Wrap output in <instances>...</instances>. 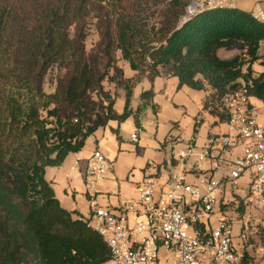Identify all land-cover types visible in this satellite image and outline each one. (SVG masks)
<instances>
[{
  "label": "trees",
  "instance_id": "trees-1",
  "mask_svg": "<svg viewBox=\"0 0 264 264\" xmlns=\"http://www.w3.org/2000/svg\"><path fill=\"white\" fill-rule=\"evenodd\" d=\"M189 1L0 0V264L109 259L102 235L62 206L45 168L81 150L110 120L132 117L143 129L144 114L157 105L151 88L132 106L142 76L154 78L158 67H170L178 89L209 86L202 109L215 123L230 122L225 97L231 93L245 90L264 102V22L237 6L204 9L182 21ZM91 28L98 41L87 50ZM220 49L237 51L222 58ZM117 51L134 76L125 77ZM49 69L61 74L47 90ZM121 92L125 105L119 113ZM202 120H196L194 134ZM241 264L259 263L244 250Z\"/></svg>",
  "mask_w": 264,
  "mask_h": 264
},
{
  "label": "built area",
  "instance_id": "built-area-1",
  "mask_svg": "<svg viewBox=\"0 0 264 264\" xmlns=\"http://www.w3.org/2000/svg\"><path fill=\"white\" fill-rule=\"evenodd\" d=\"M234 2L190 0L182 21L204 9L235 6ZM251 12L256 20L264 22V0H253ZM250 98L245 90L225 97L230 123L243 140V152L227 162L228 173L221 178L203 173L195 182H189L184 174L173 173L159 185L154 175H148L137 185V199L113 210L97 205L96 186L106 177L108 166L101 150L93 152L85 173L92 204L86 221L110 248V257L104 264L242 263V242L248 238V224L242 227L240 242H235L232 220L222 213L219 202L228 189H238L240 179L249 175V202L264 208V124L259 122V108ZM132 138L136 140L137 135ZM219 141L224 146L231 143L225 135ZM191 149L189 142L183 155ZM206 156L204 151L199 159Z\"/></svg>",
  "mask_w": 264,
  "mask_h": 264
},
{
  "label": "crops",
  "instance_id": "crops-1",
  "mask_svg": "<svg viewBox=\"0 0 264 264\" xmlns=\"http://www.w3.org/2000/svg\"><path fill=\"white\" fill-rule=\"evenodd\" d=\"M234 5L250 10L253 0H235ZM123 64L121 66L125 77L136 74V71ZM157 69V76L149 78L144 75L134 87L133 107L138 104L143 90L152 88L154 91L153 101L157 108L155 112L151 108L146 111L142 121L143 129L136 127L132 117L123 122L110 120L87 137L81 150L69 153L62 164L45 168V178L62 206L69 211H77L85 220L92 213L85 173L87 162L96 149L101 150L106 157L108 166L106 177L96 186L97 205L113 210H117L124 202L137 199V185L145 176L154 175L159 185L164 184L173 173L184 174L189 182H195L203 173L221 178L228 173L227 162L242 155L243 140L236 127L230 122L215 123L217 118L202 109L203 101L210 91L209 86L204 90L185 86L178 89L179 80L172 68ZM250 100L259 108V122L264 124V102L254 97ZM124 105L125 97L121 92L115 109L121 113ZM200 117L203 120L194 134V125ZM113 129H117L118 133ZM133 134L137 135L136 140L132 138ZM222 135L230 138V145L224 146L219 141ZM189 142H192V149L188 155H183ZM204 151H207V156L199 159ZM203 163H206L205 167ZM151 169L155 171L152 173ZM249 180V175H245L240 179L238 189H228L221 197L223 203H226L222 213L227 217L228 211L234 214L231 210L233 207L240 218L239 221L235 220L239 229L247 224L248 227L252 226V219L258 216V223L264 224V208L249 202ZM239 205H242V211L238 210ZM250 214L254 216L250 218ZM234 233L235 242L239 243L236 227ZM263 233L259 232L258 237L264 245ZM250 244L246 243L241 252L246 250L255 261L264 264V253L256 256Z\"/></svg>",
  "mask_w": 264,
  "mask_h": 264
},
{
  "label": "rangeland",
  "instance_id": "rangeland-1",
  "mask_svg": "<svg viewBox=\"0 0 264 264\" xmlns=\"http://www.w3.org/2000/svg\"><path fill=\"white\" fill-rule=\"evenodd\" d=\"M97 41H98V35H97L96 31L93 28H91L90 35L88 36V38L86 40L87 50H91L92 47L94 46V44ZM17 49H18V52H17L18 55L22 56L23 55L22 52H24V50L20 48L19 43L17 44ZM236 51H237V49H220L218 51V55L220 57H222V58H229V57H232L233 55H235ZM115 58H116V62L118 64V66H121L123 63H124L123 65H128L127 62L122 58L120 51L116 52ZM60 74H61V69H58V70L49 69L46 72L45 81L47 83H46L45 87H46L47 90H48V85H49L50 81H52L54 79V76H58ZM109 85H111V84H109V82H105V86L107 88H108ZM203 164H204L203 167H205L206 163H203ZM154 171L155 170L151 169L150 172L153 173ZM248 197H249V191H248ZM231 210H232V212H234V214H232L230 211H228V213H229L228 217L230 216L229 217L230 219H234V220H232V223H233L234 229L236 227V233L238 234V237H239L240 233L243 231V228L239 229L240 226L239 225L236 226L235 220L239 221L240 218L237 216L238 214L236 213V211H235V209L233 207H231ZM253 216L254 215L250 214V218H252ZM257 218H259V216ZM257 218L252 219L253 225L248 227L249 229L247 228V233H248L249 240L247 238L244 242H242V246H245L246 243H248V244L251 243L250 244L251 245L250 248L253 251V253L256 256H260V255H263V253H264V245L262 244L261 239L258 237V231L259 232H264V224L258 223V221L256 220ZM263 220H264V218H263ZM254 231H257V232L254 233Z\"/></svg>",
  "mask_w": 264,
  "mask_h": 264
}]
</instances>
